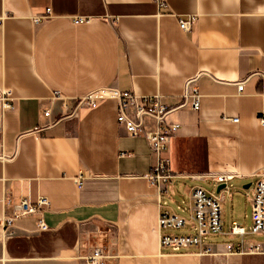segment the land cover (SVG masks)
Listing matches in <instances>:
<instances>
[{
    "label": "crops",
    "instance_id": "crops-1",
    "mask_svg": "<svg viewBox=\"0 0 264 264\" xmlns=\"http://www.w3.org/2000/svg\"><path fill=\"white\" fill-rule=\"evenodd\" d=\"M48 6L33 22L32 13ZM187 14L197 19L182 30L177 17ZM75 15L90 19L75 23ZM260 74L264 0H0V87L13 98L12 108L0 107V264H84L98 244L107 264H264V250L237 252L241 236L229 233L233 221L249 230L252 173L264 166ZM191 77L200 106L177 105L165 116L180 126L163 152L170 177L159 189L146 177L156 156L145 136L118 124L116 98L75 107L98 87L176 105ZM54 90L63 98L52 99ZM154 126L144 116L143 128ZM216 173L232 178L218 191L223 232L204 236L213 253L160 245L163 233L195 232L189 191L214 190L205 183L217 186ZM41 195L48 204L14 219L15 233L6 236L13 204ZM162 211L187 221L159 228ZM39 218L48 230H37ZM242 238L264 243V231Z\"/></svg>",
    "mask_w": 264,
    "mask_h": 264
},
{
    "label": "built area",
    "instance_id": "built-area-1",
    "mask_svg": "<svg viewBox=\"0 0 264 264\" xmlns=\"http://www.w3.org/2000/svg\"><path fill=\"white\" fill-rule=\"evenodd\" d=\"M51 12V7H46L43 13H32L33 22H38L42 17ZM89 17L85 15H75L73 21L82 23L89 21ZM195 14L179 15L177 17L178 25L182 30H188L193 27L196 22ZM262 78V88L264 91V74H260ZM195 77H191L186 81V87L181 95V101L176 105L164 103L158 95H137L130 90H119L115 87H98L92 89L77 98L75 107L80 105L95 106L97 100L103 97H114L118 100L117 104V122L122 125L131 135H143L156 156V161L152 165L151 171L146 175L151 185L159 189L161 184L166 185L169 181L170 170L168 168V157L163 156V152L168 149L171 137L178 131L179 123L165 121L166 114L177 105L189 103L193 109L200 106V92L198 86L194 83ZM244 79L237 82V89H243ZM63 98L59 90H54L52 99ZM11 91L8 88L0 87V107L1 110L13 107ZM44 116L50 114V108L42 111ZM144 116H150L154 119L155 126L152 130L143 128ZM236 121L237 117H231ZM260 122H264V117L259 118ZM49 124V123H46ZM0 158L4 159L1 155ZM257 177L251 192L248 196L252 204V223L247 231L244 226L233 221L229 233L241 236L240 241L235 250L240 253H254L264 250V243L251 240H244L242 236L246 232L257 233L264 231V166L259 167L253 173ZM210 177L217 183L225 182L232 178L230 173H216ZM83 174L76 177L75 181L78 186L82 184ZM190 199V218L193 220L195 232L191 234H169L163 233L159 237L160 245H166L173 250L182 247L195 246L199 253L211 254L213 249L210 243L204 241L206 233H222L223 225L221 220V192L207 189L200 185L193 186L189 191ZM49 200L46 196H39L36 202H31L28 198L23 197L18 203L13 204V211L4 216V234L12 235L15 233L13 220L19 216L40 212L43 204H48ZM186 218L183 216L162 211L158 215L157 225L159 228H179L184 226ZM49 227L42 218L37 220V230H48ZM228 250L233 248V244H226ZM109 254L105 246L98 244L93 246L91 252L84 257V264H107Z\"/></svg>",
    "mask_w": 264,
    "mask_h": 264
},
{
    "label": "rangeland",
    "instance_id": "rangeland-1",
    "mask_svg": "<svg viewBox=\"0 0 264 264\" xmlns=\"http://www.w3.org/2000/svg\"><path fill=\"white\" fill-rule=\"evenodd\" d=\"M230 185L233 183V181H229ZM206 186H209V188L211 189H214L216 188V185L215 184H209V183H205ZM238 187L242 188V184H239ZM108 226H103V227H100L99 229H102V228H107Z\"/></svg>",
    "mask_w": 264,
    "mask_h": 264
},
{
    "label": "water",
    "instance_id": "water-1",
    "mask_svg": "<svg viewBox=\"0 0 264 264\" xmlns=\"http://www.w3.org/2000/svg\"><path fill=\"white\" fill-rule=\"evenodd\" d=\"M224 186H225V182L218 183V185L216 186V192H218Z\"/></svg>",
    "mask_w": 264,
    "mask_h": 264
}]
</instances>
